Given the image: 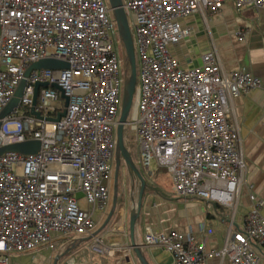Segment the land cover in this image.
Segmentation results:
<instances>
[{
  "label": "built area",
  "instance_id": "obj_1",
  "mask_svg": "<svg viewBox=\"0 0 264 264\" xmlns=\"http://www.w3.org/2000/svg\"><path fill=\"white\" fill-rule=\"evenodd\" d=\"M121 1L138 58L136 116L126 125L139 144V163L147 172L152 160L164 167L180 198L235 206L245 161L232 100L261 88L262 82L245 68L224 71L214 49L202 55L200 66L190 68L170 50L191 34L184 18L198 11L215 15L226 0ZM233 1L238 9L264 8V0ZM116 32L107 0H0V113L32 63L56 57L70 64L68 69L32 70L19 105L3 119L0 145L35 138L40 148L0 154V264L39 245L53 249L52 233L94 232L91 212L80 207L76 194L99 209L110 198L124 82ZM36 84L41 85L34 109L43 119L30 113ZM60 112L59 121L46 120ZM11 124L16 129H6ZM249 199L242 227L229 229L219 249L207 251L175 230L147 232L144 244L170 252L175 264H207L214 256L227 257L231 264H258L264 216L262 202L251 192ZM89 249L102 256L116 250L97 235Z\"/></svg>",
  "mask_w": 264,
  "mask_h": 264
},
{
  "label": "crops",
  "instance_id": "obj_2",
  "mask_svg": "<svg viewBox=\"0 0 264 264\" xmlns=\"http://www.w3.org/2000/svg\"><path fill=\"white\" fill-rule=\"evenodd\" d=\"M190 28L188 38L171 45L170 50L181 66L190 68L202 64V55L214 49L224 71L245 68L258 77L262 87L239 95L232 100L233 116L239 126L240 147L245 161L239 196L233 207L216 205L200 197L178 198L168 178L170 192L159 194L158 174L149 173L141 198L139 215L135 221L133 240L140 247L147 264H175L170 252L144 244L147 232L175 230L192 236L205 250L219 249L229 229L242 227L243 218L252 202L249 193L262 202L264 216V8L251 5L236 8L233 0H226L215 15L198 11L182 20ZM167 172V170H166ZM167 174V173H165ZM150 178V179H149ZM133 190L123 187L122 198L106 223L112 207V193L103 209L88 204L77 193L79 205L91 212L103 241L116 248L113 256H102L89 249L92 235L52 233L54 248L39 245L32 251L13 253L9 264H141L130 248L129 212L131 196L137 200L141 183L135 175ZM111 188L113 183L108 181ZM132 188V186H131ZM137 195L136 198L134 195ZM259 263L264 264V248L256 246ZM62 255L55 260L57 254ZM207 264H231L227 257H211Z\"/></svg>",
  "mask_w": 264,
  "mask_h": 264
},
{
  "label": "water",
  "instance_id": "obj_3",
  "mask_svg": "<svg viewBox=\"0 0 264 264\" xmlns=\"http://www.w3.org/2000/svg\"><path fill=\"white\" fill-rule=\"evenodd\" d=\"M113 15V18L116 22L117 31L120 38V43L122 47V54H123V65H124V82H123V90H122V100H121V107H120V113L118 118V123L116 126V133H115V139H116V148L114 153V173H113V185H112V207L108 214L107 221L112 216L116 204H117V178L119 173V167H120V161L123 159L129 177L132 180V183L134 181V176L136 175L139 178V181L141 183L140 191L138 193L137 200L135 201L134 198L131 196L132 206L129 212V228H130V235H131V243L130 248L132 252L136 255L139 262L141 264H147L144 257L141 254L140 247L134 242L133 240V233H134V226L135 221L139 215L140 212V206H141V198L144 191L145 186V180L144 177L141 175L139 169L134 165V163L131 160L130 153L128 151V148L124 141V134L123 130L125 125L127 124V119L129 115L130 108L132 106V100L133 95L135 92V86H136V60H135V52H134V45H133V38L130 31L129 26V20L128 16L122 6L121 0H107ZM41 84L35 85V91L32 99V107L30 110V113L35 115L39 119H43V117L35 111L34 107L37 101V93L38 88ZM43 86H47V84H42ZM55 89L59 90L61 92V96L67 100V97L62 93V89L57 85H52ZM21 95L19 93L14 94L11 101L8 103L9 106L17 107L19 105ZM7 105V106H8ZM6 106V107H7ZM5 107V108H6ZM10 113V108H6L5 112L2 113V115H8ZM64 114V112H60L56 115V117H47L46 120L57 122L59 121L60 117ZM3 117V116H2ZM12 151V150H9ZM133 189V184H132ZM98 232L93 233V235L97 234ZM61 254H57L55 257V260H57Z\"/></svg>",
  "mask_w": 264,
  "mask_h": 264
},
{
  "label": "rangeland",
  "instance_id": "obj_4",
  "mask_svg": "<svg viewBox=\"0 0 264 264\" xmlns=\"http://www.w3.org/2000/svg\"><path fill=\"white\" fill-rule=\"evenodd\" d=\"M129 21H130V18H129ZM130 31H131L132 38L134 40L135 34H134V30H133L132 25L130 26ZM116 35H117V42H116L117 51H116V54H117V58H118L119 63H120V73H121L122 77H124L125 70H124V65H123V54H122V47H121L118 31L116 32ZM135 60H136V74H137L136 86H135V92L133 95L132 106H131L130 111H129L127 122H132L136 116V103L138 100V91L140 88L138 58H137L136 52H135ZM69 67H70L69 62L67 60H64V59H60V58H56V57H49V58L40 59V60L32 63L27 68V70L25 72V77L20 81L18 87L16 88V93H19L20 95L23 94L24 87L26 84V77L29 75V73L32 70H36V71H38L40 69H54V70H56V69H68ZM61 101H63V100L61 99ZM8 107L10 108V113L13 112V110L16 108V107L9 106V105L6 108H8ZM6 108H3V110L0 113V129L3 125V119L6 117V115L5 116L2 115V113L5 112ZM46 128L48 130L51 129V123H47ZM6 129L14 130V129H16V125L15 124L7 125ZM123 134H124L125 144L128 148L131 160L134 163V165L141 171L142 174L145 173L147 177L153 178L152 176H150L149 173H146L147 170H145V168H143L142 165L139 163V158H140L139 144L135 140L134 132H133L130 125H125L124 130H123ZM39 148H40V141L38 139L26 138L22 142H16V143L8 144V145H0V154L4 153L5 151L12 150V151H15L17 153L24 155V154H29V153H35L39 150ZM149 170L152 171L153 174L155 172L158 174V179L156 181H159L160 184H157L156 187H157V191L159 192V194L168 195V193L170 192V189L168 188L169 187L168 178L171 180L170 174L168 172H166V169L164 167L159 166L154 160L151 161ZM113 173H114V163H113V166L111 167L110 175H109V182L111 181V183H113ZM165 173H167V174H165ZM146 176L143 175L144 179L147 180L148 178ZM104 183L107 184V179L104 180ZM125 185H126L127 193L130 194V191L132 189L131 188L132 180L129 177V174H128V171H127V168H126V165H125L123 159H121L118 178H117V187H118L117 201L121 200L123 187ZM110 189H111V193H112V190H113L112 187ZM136 196L137 195L135 194L134 197L136 198Z\"/></svg>",
  "mask_w": 264,
  "mask_h": 264
},
{
  "label": "trees",
  "instance_id": "obj_5",
  "mask_svg": "<svg viewBox=\"0 0 264 264\" xmlns=\"http://www.w3.org/2000/svg\"><path fill=\"white\" fill-rule=\"evenodd\" d=\"M145 185H146V180H145ZM178 198H180V197H178Z\"/></svg>",
  "mask_w": 264,
  "mask_h": 264
},
{
  "label": "flooded vegetation",
  "instance_id": "obj_6",
  "mask_svg": "<svg viewBox=\"0 0 264 264\" xmlns=\"http://www.w3.org/2000/svg\"><path fill=\"white\" fill-rule=\"evenodd\" d=\"M113 163H114V161H113Z\"/></svg>",
  "mask_w": 264,
  "mask_h": 264
}]
</instances>
